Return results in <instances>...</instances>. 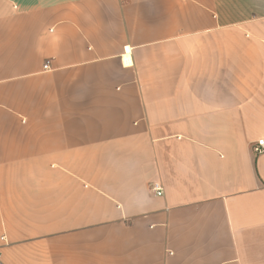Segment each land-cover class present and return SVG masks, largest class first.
<instances>
[{
	"label": "crops",
	"instance_id": "obj_1",
	"mask_svg": "<svg viewBox=\"0 0 264 264\" xmlns=\"http://www.w3.org/2000/svg\"><path fill=\"white\" fill-rule=\"evenodd\" d=\"M258 139L264 0H0V264H264Z\"/></svg>",
	"mask_w": 264,
	"mask_h": 264
},
{
	"label": "built area",
	"instance_id": "obj_2",
	"mask_svg": "<svg viewBox=\"0 0 264 264\" xmlns=\"http://www.w3.org/2000/svg\"><path fill=\"white\" fill-rule=\"evenodd\" d=\"M48 62L45 64V68H48ZM253 151L256 155H259L261 153H264V139H258L254 144H253ZM153 191L156 192L157 195H162L163 194V188L161 187L160 183L155 182L152 185ZM4 237H2L3 239ZM0 256H1V251H0Z\"/></svg>",
	"mask_w": 264,
	"mask_h": 264
}]
</instances>
